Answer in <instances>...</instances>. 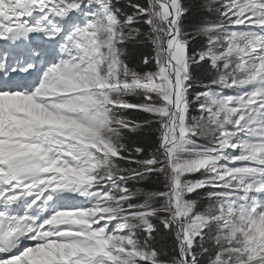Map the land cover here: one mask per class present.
Here are the masks:
<instances>
[{
  "label": "snow or ice",
  "instance_id": "obj_1",
  "mask_svg": "<svg viewBox=\"0 0 264 264\" xmlns=\"http://www.w3.org/2000/svg\"><path fill=\"white\" fill-rule=\"evenodd\" d=\"M0 264H264V0H0Z\"/></svg>",
  "mask_w": 264,
  "mask_h": 264
},
{
  "label": "trees",
  "instance_id": "obj_2",
  "mask_svg": "<svg viewBox=\"0 0 264 264\" xmlns=\"http://www.w3.org/2000/svg\"><path fill=\"white\" fill-rule=\"evenodd\" d=\"M123 2H124V0H123ZM123 2H122V3H123ZM133 55H136V53L133 52Z\"/></svg>",
  "mask_w": 264,
  "mask_h": 264
}]
</instances>
